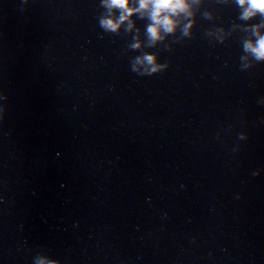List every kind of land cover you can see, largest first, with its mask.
I'll return each mask as SVG.
<instances>
[{
  "label": "water",
  "instance_id": "1",
  "mask_svg": "<svg viewBox=\"0 0 264 264\" xmlns=\"http://www.w3.org/2000/svg\"><path fill=\"white\" fill-rule=\"evenodd\" d=\"M103 11L0 0V260L264 264V171L250 176L264 170V63L241 70L248 33L233 29L260 17L205 0L193 37L132 49L134 32L99 27ZM143 51L170 67L131 71Z\"/></svg>",
  "mask_w": 264,
  "mask_h": 264
},
{
  "label": "clouds",
  "instance_id": "2",
  "mask_svg": "<svg viewBox=\"0 0 264 264\" xmlns=\"http://www.w3.org/2000/svg\"><path fill=\"white\" fill-rule=\"evenodd\" d=\"M224 2L235 4L239 9L240 21H253L256 17H260L255 23L233 25V29L242 28L248 33L243 40V55L239 58L241 70H248L258 63H264V0H224ZM28 3L29 0H24L25 7ZM204 4L205 0H99V5L104 11L98 17V24L104 33H120L122 29L134 32L133 42L130 44L132 49H142L146 46L155 48L170 36L175 38L174 42L193 37L201 15L200 9ZM203 15L211 19L214 14L211 11H204ZM138 19L146 20L147 23L143 27L138 26ZM230 34L231 30H226L222 26L209 30V35H216L221 42ZM168 67L170 61H162L159 52L156 51H143L135 56L130 64L131 71L140 76H152ZM6 99V94L0 89V120H3L7 110V105L2 102ZM248 139V131H241L238 134V140ZM262 171L264 170L259 168L250 170V176H259ZM184 187H186L184 184L180 185L181 189ZM234 196L235 199H241L243 194L237 192ZM2 199L3 197H0V200ZM167 215L166 211L161 214L162 218ZM196 240L197 237L193 236L192 241ZM43 249L34 252L31 264H64L62 259L46 254ZM0 264H3V260H0Z\"/></svg>",
  "mask_w": 264,
  "mask_h": 264
}]
</instances>
